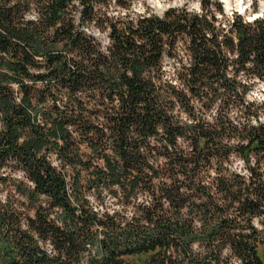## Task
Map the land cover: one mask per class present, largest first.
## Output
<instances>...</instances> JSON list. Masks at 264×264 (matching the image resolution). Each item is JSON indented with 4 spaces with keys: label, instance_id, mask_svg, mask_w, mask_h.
<instances>
[{
    "label": "trees",
    "instance_id": "1",
    "mask_svg": "<svg viewBox=\"0 0 264 264\" xmlns=\"http://www.w3.org/2000/svg\"><path fill=\"white\" fill-rule=\"evenodd\" d=\"M199 2L0 0V264H264V16Z\"/></svg>",
    "mask_w": 264,
    "mask_h": 264
},
{
    "label": "rangeland",
    "instance_id": "2",
    "mask_svg": "<svg viewBox=\"0 0 264 264\" xmlns=\"http://www.w3.org/2000/svg\"><path fill=\"white\" fill-rule=\"evenodd\" d=\"M224 9L225 17L219 16L223 21L231 19L236 14L242 15L246 20L253 21L256 18L264 16V0H217ZM132 11L136 15L145 14L148 10L154 14L164 15V13L170 8H187L192 12H200L201 6L199 0H133ZM256 8V10H255ZM125 14L124 12L122 13ZM254 18V19H252ZM103 38V37H102ZM174 63H169L168 68L172 71ZM250 100H262L264 99V85L259 84L256 89L250 94ZM264 119V118H263ZM232 169L244 173L246 171L244 161L239 157H234L232 160ZM109 200V199H108ZM112 201V200H110ZM258 227L263 228L259 219L255 220ZM259 253L264 261V245L259 247ZM137 258V257H136ZM134 258V259H136ZM240 264V262H235Z\"/></svg>",
    "mask_w": 264,
    "mask_h": 264
},
{
    "label": "bare ground",
    "instance_id": "3",
    "mask_svg": "<svg viewBox=\"0 0 264 264\" xmlns=\"http://www.w3.org/2000/svg\"><path fill=\"white\" fill-rule=\"evenodd\" d=\"M252 19H254V18H252Z\"/></svg>",
    "mask_w": 264,
    "mask_h": 264
}]
</instances>
